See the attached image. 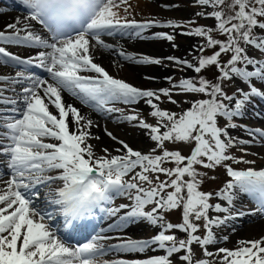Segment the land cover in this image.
<instances>
[{"label": "snow or ice", "instance_id": "6c2138e0", "mask_svg": "<svg viewBox=\"0 0 264 264\" xmlns=\"http://www.w3.org/2000/svg\"><path fill=\"white\" fill-rule=\"evenodd\" d=\"M18 3L28 10L25 19L34 21L42 32L34 31L31 24L21 26L18 20L7 26V32L0 31V45L45 51L25 59L0 46V65L22 66L14 77L0 76V83L9 85L0 88V170L6 169V174H10L3 181L5 187L0 188V264H97L99 257L111 252L149 250L164 254L105 264H176L177 260L179 264H264V238L240 240L235 250L209 251L218 242L214 228L245 215L264 216V169L236 170L226 163L254 164L255 161L233 156L230 149L256 139L264 140V129L249 130L244 126L252 140L238 139L229 132L240 127L237 120L244 117L254 99L264 100V0H197L201 8L211 9L197 15L213 19L215 26L194 27L182 34L206 40L197 49L201 55L196 64L175 57L167 59L197 74L215 66L219 75L215 82L203 76L198 80L183 78L178 84L159 90H142L113 78L93 62L94 47L113 50L112 45L101 39L103 34H128L126 30L131 29L138 30L135 35L141 37L150 27L180 28L194 21L182 25L155 19L143 23L129 20L130 0H18ZM214 32L224 39L214 38ZM152 38L174 39L164 33ZM208 48L218 50L204 56ZM250 50L259 52L260 57L249 55ZM229 53L227 62L221 63L222 54ZM118 54L137 64H162L161 59L135 57L123 50ZM33 68L43 69L50 79L37 75ZM165 79L171 83L170 77ZM236 80L246 85L247 90L237 87L229 95L224 90L225 83ZM15 85L22 87L17 91ZM7 92L13 95H6ZM62 92L105 114L121 112L114 106L118 102L135 105L143 100L152 109L150 115L155 124L140 119L138 114L122 119L138 121L137 126L147 130L155 147L142 153L109 132L107 135L121 147L114 150L115 155L107 148L97 155L89 141L99 137H93L87 130L93 127V121L65 104ZM186 94L206 98L188 102L190 107L179 114L154 103L163 96L177 105L173 95ZM50 105L58 115L50 111ZM72 123L75 130L70 128ZM166 142L194 146L186 157L179 150L166 148ZM167 163L174 167H165ZM197 166L208 170L224 167L230 179L215 193L201 191L207 172L199 171ZM161 175L166 179L161 180ZM57 184L60 186L53 187ZM41 187L47 189L45 205L58 206L65 230L74 229L75 221L99 210L116 218L109 230L122 231L130 222L146 221L160 231L151 239L122 238L123 242L112 246L102 243L110 239L106 236H93L86 243L70 246L50 223L54 211L38 204ZM241 195L255 205L254 211H233ZM214 196L223 204L211 203ZM117 197L128 203L111 206ZM173 210L181 211L182 222L173 224L166 219L164 214ZM201 227L203 235L197 234ZM193 245L201 249L203 258L194 259ZM174 256L176 260L172 259Z\"/></svg>", "mask_w": 264, "mask_h": 264}, {"label": "rangeland", "instance_id": "374dc122", "mask_svg": "<svg viewBox=\"0 0 264 264\" xmlns=\"http://www.w3.org/2000/svg\"><path fill=\"white\" fill-rule=\"evenodd\" d=\"M10 4H13L14 7H9V6L6 7V3L0 0V8L2 9L1 11H4L0 14L10 13V12L21 14L22 12V14L26 16L28 15V11L25 8V6H23L21 3H18V0H11ZM130 5H131V14L128 15L127 17L129 20L134 19L137 22L143 23L148 20L155 19L156 21H159L161 23L173 21V22H179L182 25L187 24V22L189 21H194V23L187 25V27H180V28L150 27L141 33L142 38L137 37L135 35V31L138 30H131V29L126 30L128 34H121L119 32L114 33L113 35L103 34L101 36V39L106 44L112 45L113 50L106 51V49L98 45L95 46L94 50L92 51V55L94 57L93 60L94 63L103 67L113 78L127 82L133 85L134 87H137L142 90H159L163 88H170L171 84H178L179 81L183 78L197 79L199 76L202 75H205L208 80L215 82L217 76L219 75L218 70L216 69L215 66H211L205 70H202L200 74H197L194 72V70L187 69L186 67L180 65H176L174 62L169 61L167 59V57L169 56L170 57L176 56L175 58L177 59L187 60L190 63L196 64L197 57L201 55V53L197 49L201 45H204L206 43V40L196 36L184 35L182 33L190 31L194 27H200V26L214 27L216 22L213 19L204 18L197 15V13L201 11H211L210 8L208 9L201 8L200 6H198L197 0H130ZM18 7L19 8L21 7V9H19ZM123 14L124 13L121 12V15ZM0 31L7 32L8 31L7 26L0 28ZM160 33L172 35L174 39L172 41H168L166 39L152 38L156 34H160ZM213 36L214 38L217 39H221V40L224 39L223 36H220L215 32L213 33ZM92 44L95 45V42L93 41ZM0 46L5 47L9 52H14V54H19V55L23 54L28 50H31L28 47L18 46V45H0ZM96 47L97 49H100L102 50V52L106 53L105 56H108L110 58L106 57V59L104 60L102 59L97 60V58L95 57L96 56L95 50H97ZM138 49L140 50L138 51ZM121 50H123L126 54H131L135 57L148 56L150 58L161 59L162 64L160 65L137 64L135 62L125 60L118 54L119 51ZM216 50H218V48L217 49L208 48L205 49L203 53L206 54L205 56H210ZM28 55L31 56L30 51ZM230 55L231 53L226 55L222 54V56L220 57L221 63H226L227 60L230 58ZM249 55L260 57L261 54L257 51L250 50ZM29 56L28 58H30ZM13 66L11 64L0 65V76L3 77H10L12 75L15 76V73L17 71L22 70V66H15V65ZM11 67L14 68V70L12 69L9 70ZM83 74L95 75L93 73H83ZM167 77L171 78V83H169V81L165 79ZM42 78H44V76ZM254 83L258 88L261 87V85L258 82L254 81ZM6 85H7L6 83H0V87H5ZM19 86L22 87L21 85ZM237 87H242L245 88V90H247L246 85L242 84L241 81L239 80H236L235 82H231V81L226 82L224 86V90L229 95H232L233 93H235ZM63 93L68 95L67 92H63ZM7 94L13 95V93L11 92H7ZM204 98L206 97L203 95H196V94L173 95L172 99L178 101L177 105H173L168 102L167 97L161 96V100L160 101L154 100V103H157L158 106L163 110H168L179 114L182 110H186L188 107H190V103L188 102L198 99H204ZM75 100L84 109L93 110L83 105L79 100L77 99ZM145 104L146 103L143 100L135 105H124L118 102L114 106L116 108L121 109L122 110L121 112H116L111 114H105V113L98 114L100 116L98 117L100 121L98 128L99 136H95V135L92 136L99 137V139L98 140L92 139L89 141L91 144L95 146L94 150L96 151L97 155L103 154L102 153L103 148H107L110 153L115 155L117 153H115L114 150L116 148L121 147L119 143H117L109 135H107V133L109 132L112 134V136H115L118 140L124 141L131 148H133L134 150H139L142 153H148L150 149L155 147V143L150 140L147 134V130L141 129L137 126L138 121L128 122L122 119V117L126 115L138 114L140 119L145 120L149 124H155L156 120L150 115L152 109L150 108L149 105L147 104L145 105ZM51 109L52 108L50 106V110ZM223 123L224 122L221 121V125H223ZM237 123L238 125H240V127H237L235 130L229 129L230 134L232 136L237 137L238 139L252 140L253 138L247 135L244 126H246L247 129L249 130L264 129V100L254 99L252 103H250L247 106L244 117L242 119L237 120ZM142 133L145 134V139L143 141L139 139L141 138ZM146 138L148 140H146ZM193 146L194 145L192 144H185V143H177V144H172L168 142L165 143L166 148H168L169 150H179L181 154L186 157L190 155ZM230 153L233 156L237 158H242L243 160L246 161H255L254 164L233 163L232 161L226 162L236 170H243L250 167L257 170L264 169V140L256 139L255 142L250 144L237 145V147L230 149ZM157 154H159V152ZM164 166L169 168L174 167V165L171 163H167ZM197 167L199 171L207 172V176L203 178L204 182L199 189L201 191L215 193L219 191L230 179L227 176L224 167H217L215 170L203 169L200 168L199 166ZM1 174L3 175L4 173ZM9 175L6 174L3 176L6 177ZM212 177H215V179H213ZM160 178L161 180L166 179V177H164L163 175H161ZM58 186L60 185L57 184L54 185L53 187H58ZM39 200L40 201H38L39 202L38 204H40L41 207H48L49 210H51L50 206L45 205L43 199L39 198ZM249 201L250 200L246 196L241 195L235 201V209L233 211H243L245 213L254 211L255 205L252 202H250L252 204L251 208L240 206V205L245 206V204H247ZM210 202L213 204L217 202L223 204V202L218 201L215 198V196ZM124 203H128V201L125 198L117 197L115 198L114 203L111 206H119L120 204H124ZM150 208L151 206H148L149 210ZM164 215L166 216V219L172 222L173 224L182 222L181 219L182 213L180 210H173L171 212L165 213ZM210 215H217V214L210 213ZM58 218L59 217H57V220ZM111 218L112 220H116L115 217H111ZM261 218L264 220V216L258 213L256 215H245L241 219L238 218L239 221H241V223L244 224L243 227H240L239 225H235V223H239L236 222L238 221V219L236 220L232 219L230 220V222L229 221L227 222L226 226L223 225L221 227L214 228L215 230L213 229V231L218 239V242L214 246H210L209 251L215 253L219 248H227L230 250H235L240 245L238 243L239 241H235L234 239H232L231 233L234 232V230H236L235 233H238V231L239 232L242 231V236L244 237L245 235L243 234V232L245 231V228L250 227L255 222L261 220ZM57 220L55 219L54 221L50 222L52 227H54L55 229H57L58 226H60L58 225L59 223L57 222ZM200 223L202 225L203 222ZM128 225L134 228H137V226L138 227L141 226L142 228V226H144V228H142L140 231L137 229L138 231H136L135 233L134 232L116 233L112 237H110V239L102 241V243H104L106 246H112L123 242L122 238H130L135 240L151 239L154 235L158 234V232L160 231L159 228L151 226L146 221L130 222ZM259 229L255 228L249 230V233L247 236H245V239H241V240H258L264 238V228L263 230H259ZM60 230L64 231V228L62 227ZM176 234L180 236L184 235L178 232ZM197 234L199 235L204 234V230L202 227L200 229V232H198ZM58 235L61 237L60 232ZM224 237H227V240H225ZM193 251L195 254L194 259L199 260L203 258L201 249L197 245H193ZM162 254L164 253L152 252L151 250H149L148 255H146V252L140 253L139 255H135V253L133 255L132 253L111 252L105 256L99 257L97 264H105L106 261H113V260H117V261L124 260L126 262H131L135 260L147 259L152 255H162ZM172 259L176 260V257L174 256ZM213 259H217V258L214 257ZM176 264H179L178 260L176 261Z\"/></svg>", "mask_w": 264, "mask_h": 264}, {"label": "bare ground", "instance_id": "6f19581e", "mask_svg": "<svg viewBox=\"0 0 264 264\" xmlns=\"http://www.w3.org/2000/svg\"><path fill=\"white\" fill-rule=\"evenodd\" d=\"M2 1H4L5 3H6V7L7 6H9V7H14V5L13 4H10V1L11 0H2ZM142 3V2H141ZM141 3H139V4H141ZM138 7V6H137ZM19 8V7H18ZM19 9H21V7L19 8ZM23 9V8H22ZM187 9V8H186ZM2 9L0 8V13H2V12H4V11H1ZM28 11V10H27ZM182 11V10H181ZM20 12V11H19ZM25 17H26V15H24V14H22V12H21V14H18V13H15V12H10V13H4V14H0V28H2V27H4V26H8L9 24H14V23H16L18 20L20 21V23H21V26L23 25V24H31V25H33V30L34 31H37V32H42V30L40 29V26L39 25H36L35 24V22L34 21H30V20H26L25 19ZM138 20V19H137ZM43 34V33H42ZM139 42V41H138ZM133 43V42H132ZM166 44V43H165ZM150 45V44H149ZM148 45V46H149ZM144 46H146V45H144ZM143 46V47H144ZM188 46V45H187ZM150 47V46H149ZM162 47V46H161ZM29 48V47H28ZM140 48V47H139ZM156 48V47H155ZM29 49H31V50H28V51H26V52H22L23 54H15V55H18V56H20L21 57V55H22V58H25V59H27L28 58V54H29V51H30V55L31 56H29V57H35L36 55H38V53L40 52V51H45V49H37V48H29ZM96 49H97V47H96ZM100 52H99V51ZM140 49H138V51H139ZM166 50V49H165ZM164 50V51H165ZM96 51V58H97V60H99V59H102V60H104V59H106V57L107 58H110V57H108V56H105L106 55V53H104V52H102V50H100V49H97V50H95ZM107 51V50H106ZM145 51V50H144ZM156 51H157V49H156ZM163 51V50H162ZM28 52V53H27ZM13 54H14V52H12ZM143 53V52H142ZM108 55V54H107ZM168 55V54H167ZM24 56H27V57H24ZM170 57V56H169ZM176 57V56H175ZM181 58V57H180ZM112 62V61H111ZM8 67V66H7ZM108 68V67H107ZM14 70V68H10L9 70ZM38 70V72L39 73H41L43 76H44V78L45 79H50L49 77H48V75H47V73L46 72H44L43 71V69H37ZM10 77H14V75H12V76H10ZM156 77V76H155ZM159 78V77H158ZM158 80V79H157ZM160 80H161V78H160ZM158 82V81H157ZM7 87H9V85L7 84L5 87H3V88H7ZM14 87H16V89H17V91H19V89L21 88L19 85H15ZM6 95H11V94H7L6 93ZM62 97H63V101H64V103L65 104H70V105H72V106H74L75 108H77L79 111H80V113L83 115V116H85L86 118H88V119H91L92 121H93V127H91L90 129H87L88 131H90L91 132V134L92 135H95V136H99V132H98V128H99V124H100V121H99V119H98V117H100L98 114V112H96V111H94V110H88V109H84L75 99L76 98H74L73 96H71L70 94H68V95H66V94H64L63 92H62ZM46 102H48L47 100H46ZM142 105V104H141ZM146 105V104H145ZM51 106V105H50ZM51 110L50 111H52L54 114H56V115H58V112L55 110V108L54 107H52L51 106ZM104 115V114H103ZM102 116V115H101ZM102 118V117H101ZM69 120L71 121V116H69ZM70 128H72L73 130H75V124L74 123H72V124H70ZM135 139H137V138H135ZM140 140H144L145 139V134H143L142 133V136H141V138H139ZM138 139V140H139ZM146 140H148L147 138H146ZM145 142V141H144ZM4 173L3 175H6V172H7V170L5 169V170H1L0 171V173ZM3 175H0V188H4L5 186H4V184H3V181L4 180H7L8 179V177L9 176H6V177H4ZM9 175V174H8ZM46 191H47V189H45V188H43V187H41L40 188V199H43L44 200V196H45V193H46ZM118 198H120V197H118ZM40 201V200H39ZM39 203V202H38ZM43 203V202H42ZM40 205V204H39ZM241 207H252V204L250 203V201L247 203V204H245V206H243V205H240ZM50 209L51 210H53L54 211V213H55V215H54V218H53V220L52 221H54L55 219L57 220V217H59V216H61V215H59V210H58V206H50ZM56 211V212H55ZM97 215H95V218L93 219V217H88V218H86L85 220H88V219H92V220H95L96 218H98V215H99V213H100V211L99 210H97L96 212H95ZM219 215H222V214H219ZM242 217H240V219H241ZM236 219H238V218H236ZM235 219V220H236ZM60 220V221H59ZM57 222L59 223L58 225H62L61 227H63V219L62 218H60V219H58L57 220ZM79 222H81V221H79ZM93 222L94 221H92V225H91V227L93 226ZM229 222H230V220H229ZM236 222H239V223H235V225H239L240 227H243L244 226V224L243 223H241V221H239V219H238V221H236ZM75 223V225H77V223H78V221H75L74 222ZM102 223L104 224V227L101 229V230H97L93 235H90V236H88V237H86L85 239H84V242L83 243H86V242H88L93 236H106V237H112L114 234H116V233H123V232H136V231H140L142 228H144V226H142V228H141V226H137V228H134V227H130V225H127L122 231H114V230H109V228H110V225H112V224H114V223H116V220H112V218L111 217H109L108 215H104L103 216V221H102ZM232 224V223H231ZM56 225H57V223H56ZM55 225V226H56ZM234 225V224H233ZM226 226V225H225ZM246 227V226H245ZM244 227V228H245ZM90 228V227H89ZM255 228H260L259 230H263V228H264V220L261 218V220H259V221H257V222H255L253 225H251L250 227H248V228H245V231L243 232V234L245 235V236H247L248 235V233H249V230H252V229H255ZM76 229V227L74 228V229H72V230H75ZM138 229V230H137ZM58 230V229H57ZM215 230V229H214ZM227 232H229V231H227ZM236 232V230H234V232H232L231 233V237H232V239H234L235 241H240L241 239H245V236L243 237L242 236V231L241 232H239L238 231V233H235ZM254 232H256V231H254ZM261 232V231H260ZM57 234H59L58 233V231H57ZM63 240L66 242V243H68L70 246H77V244L78 245H80L78 242V240H71V238L70 239H68L67 237L64 239L63 238ZM83 243H81V244H83ZM158 253V252H157ZM133 255H134V253H132ZM140 253H135V255H139ZM149 254V251H146V255H148ZM130 255V254H129ZM145 255V256H146Z\"/></svg>", "mask_w": 264, "mask_h": 264}, {"label": "trees", "instance_id": "16d2710c", "mask_svg": "<svg viewBox=\"0 0 264 264\" xmlns=\"http://www.w3.org/2000/svg\"><path fill=\"white\" fill-rule=\"evenodd\" d=\"M203 55L205 56L206 54H204V53H203ZM202 76L206 78V76H205V75H202ZM199 77H200V76H199ZM199 77L197 78V80L199 79Z\"/></svg>", "mask_w": 264, "mask_h": 264}]
</instances>
